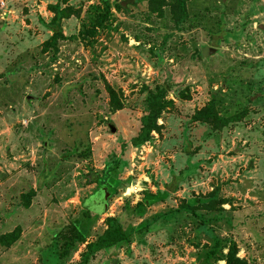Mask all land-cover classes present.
I'll list each match as a JSON object with an SVG mask.
<instances>
[{
	"label": "rangeland",
	"instance_id": "obj_1",
	"mask_svg": "<svg viewBox=\"0 0 264 264\" xmlns=\"http://www.w3.org/2000/svg\"><path fill=\"white\" fill-rule=\"evenodd\" d=\"M50 6L79 11L56 48L43 46ZM187 12L175 26L146 0H0V237L18 235L0 245V264H43L73 228L85 241L62 264H80L108 217L129 242L87 264H225L223 243L206 258L216 240L264 264V0H190ZM206 47L215 52L204 58ZM167 73L189 100L168 96L160 133L122 154L114 188L88 184L137 134ZM210 100L221 117L244 118L219 131L192 122ZM211 201L195 212L203 220L156 219Z\"/></svg>",
	"mask_w": 264,
	"mask_h": 264
},
{
	"label": "trees",
	"instance_id": "obj_2",
	"mask_svg": "<svg viewBox=\"0 0 264 264\" xmlns=\"http://www.w3.org/2000/svg\"><path fill=\"white\" fill-rule=\"evenodd\" d=\"M188 1L190 0H146L148 12L150 14L156 15L157 17H162L163 9L167 8L175 26L182 24L187 20ZM48 9L53 14L50 22L47 24V29L50 31L51 36L46 42L43 43V46L51 44L53 48H56V43L59 40H63L65 38L61 30L62 21L70 17H78L79 11H76L71 7L57 9L56 7L50 6ZM178 89L179 87L177 83L174 82L172 76L167 73L163 85L157 87L154 91L148 92L146 96L147 113L140 119V128L137 134L128 142L122 141L120 143L118 147V153L115 152L110 157L108 162H106L101 175H95V178H93V180H88V184H97L99 188H114V183L117 182V175L122 163V154L130 147L139 148L145 143H148L152 139L153 133H160L161 126L157 123V121L160 119L161 115L173 105L172 101L168 99V96L171 94L174 99L189 100V96L186 95V91ZM107 91L112 103H116L117 101L114 91L110 88L107 89ZM111 108L115 110L113 107ZM119 108L120 106H117L116 110H118ZM243 118L244 112L237 113L232 117H221L216 110L215 102L213 100H210L202 109L194 113L191 120L192 122L206 124L210 127V129L214 131H219L226 128L231 123L240 122ZM190 169L191 166L188 164V171H186L187 174H189ZM172 180H177L174 175L172 176ZM171 185H168L166 189ZM175 190L176 189H174L173 192ZM213 204L214 201H211V203H207L206 205L201 203L200 205L194 206L183 203L180 207H177L170 212H165L156 216V219L162 224H173L178 221V218H180V216L195 218V216L197 215L195 213L196 211H211L213 209ZM216 204L222 207L227 203L225 201H218V203ZM176 216L178 218H176ZM172 217H174L173 220L171 219ZM196 219L203 220L202 216L200 215H197ZM105 222V231L100 237L97 238L94 243H89L85 247V255L81 259L80 264H87L89 257L95 254L100 249H106L111 246H117L119 244L129 242V234L121 228L115 218L108 217L105 219ZM17 238L18 235L15 231L3 235L0 237V245L9 247L17 240ZM56 238L60 240V243L57 242ZM84 241L85 236L83 231L76 228H73L72 232L69 234H62L61 232L57 233L53 243L48 248V250H46L47 252L43 253L44 259H46L43 264H62V261H64L68 257L73 246L77 243H83ZM222 243L223 245H221ZM224 243L225 242L223 241L216 240L212 245L213 247L209 249L206 258H208L211 254H216L215 248L221 245L227 246V252L224 256L219 257V259H217L218 261H223L225 264H249L246 259L237 257L238 250L235 245ZM219 249L220 246L216 250L218 251Z\"/></svg>",
	"mask_w": 264,
	"mask_h": 264
},
{
	"label": "water",
	"instance_id": "obj_3",
	"mask_svg": "<svg viewBox=\"0 0 264 264\" xmlns=\"http://www.w3.org/2000/svg\"><path fill=\"white\" fill-rule=\"evenodd\" d=\"M215 50L214 49H210V48H205L202 50V57L207 58L210 54L214 53ZM33 98L31 96L27 97V100L30 101ZM111 133H115V129L113 127L110 128ZM102 214V212H99L98 215Z\"/></svg>",
	"mask_w": 264,
	"mask_h": 264
},
{
	"label": "built area",
	"instance_id": "obj_4",
	"mask_svg": "<svg viewBox=\"0 0 264 264\" xmlns=\"http://www.w3.org/2000/svg\"><path fill=\"white\" fill-rule=\"evenodd\" d=\"M2 6H3V4H2Z\"/></svg>",
	"mask_w": 264,
	"mask_h": 264
}]
</instances>
